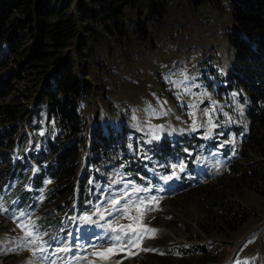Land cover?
<instances>
[{"label": "trees", "instance_id": "obj_1", "mask_svg": "<svg viewBox=\"0 0 264 264\" xmlns=\"http://www.w3.org/2000/svg\"><path fill=\"white\" fill-rule=\"evenodd\" d=\"M186 1L194 3L202 12L205 10L206 0ZM170 2L0 0V189L14 177H21L3 198L4 212L8 213L12 208L15 211L34 209L32 194L37 195L42 185L49 181L45 203L51 202L54 206L42 212L45 217L38 222L46 235L52 215H58L59 208L66 210L70 206L75 198V189L80 209L92 204L97 196L89 178L93 174L104 179V172L93 168L99 165L100 160L123 162L126 171L138 182L157 181L155 175H149L142 159L133 158L129 147L133 139L127 126L117 127L97 121L90 126L91 119L81 114L83 107L80 105L93 88L87 77L90 59L95 54L94 47L100 46V35L112 34L119 41L127 40L131 33L146 36L149 21L163 19ZM224 9L236 25L228 35L234 47L236 64L232 73L219 77L218 89L231 90L233 81L243 87L247 96L237 100L250 103L247 116L251 121V133L248 132L243 151L248 150L264 158V0H227ZM132 14L137 17L143 15V19H131ZM35 90H39L38 93ZM7 98L10 100L5 101ZM29 99L35 104L31 113L24 105ZM25 125L33 138L28 152H25V147L29 132L24 130ZM15 138L18 156L12 162L11 148ZM185 139L178 137L180 146L174 148V154L190 162L192 156L186 150L193 149L203 140L198 138L192 142L191 138ZM150 146V152L162 158L175 144L171 146V138L164 137L153 141ZM85 151L89 152L80 172ZM32 165L38 167L39 173L34 176L30 175V170L23 173L24 168L29 169ZM236 166L238 170L243 168L241 173L233 179L228 178L227 182L235 180L249 186V181L254 180L264 184V171H258L250 162L242 167L239 164L233 167ZM26 182L32 186V192L24 189ZM217 185L218 182L208 188ZM225 186L234 190L230 185ZM211 191L204 196L203 202L204 210L208 212L217 209L222 200L219 190L212 188ZM193 192H199V189ZM14 195L19 199L17 205L12 202ZM239 208L242 207L231 204L222 214L214 213L225 227L224 234L245 221V210ZM59 217H55V221H59ZM212 231L213 235L222 234L216 228ZM175 250L179 251V248ZM181 250V255L175 254L177 257L148 252L135 264H203L208 260L203 257V251H207L203 245H196L191 252L183 247ZM186 254L189 255L187 258ZM210 259L218 258L214 254Z\"/></svg>", "mask_w": 264, "mask_h": 264}, {"label": "rangeland", "instance_id": "obj_2", "mask_svg": "<svg viewBox=\"0 0 264 264\" xmlns=\"http://www.w3.org/2000/svg\"><path fill=\"white\" fill-rule=\"evenodd\" d=\"M169 4L163 19L149 21L146 36L131 33L127 40L119 41L112 34L100 35V46L94 47L95 54L90 59V74L87 77L93 88L80 105L83 107L81 114L100 123L127 126L131 130L129 136L133 138L130 143L133 158L139 159L140 148L147 150L150 142L161 138H178L183 132H200L202 138H212L210 136L216 130L218 135L215 138H219L217 142L220 147L230 144L231 152L227 157L222 153L223 149L212 147L206 158L209 162L215 157H222L229 161L238 160L236 164L239 167L250 162L258 171H264V158L251 151H243L248 140L243 142L240 151L241 142L233 129L234 126H243L241 130H244L248 124L244 106L236 97L241 88L220 93L216 85L219 77L224 78L232 73L235 60L234 47L229 42L228 35L236 25L227 9H224L227 0H206L203 12L186 0H171ZM136 17L137 15H131V19ZM141 17L143 19V15ZM141 17L138 15L137 18ZM38 91L35 90V93ZM31 100L24 104L30 113L35 109L34 101ZM42 113L44 111L41 115ZM177 146H180L179 143L170 147V150L176 151L174 148ZM147 158L148 154L144 155V159ZM172 158L167 163L158 162V166H165L167 173L180 172L184 162L180 157ZM153 160L156 161V158ZM110 166L106 170L107 178L115 186L114 193L107 195L101 205L95 206L91 216L96 214L104 217L113 211L115 216L111 218V223L114 227L120 220L121 225L127 222L126 213L115 214L121 207L133 212L127 216V220L135 221L140 226V229L133 228L143 237L136 239L145 244L143 250L147 248V252L152 255L177 257L175 251L170 249L184 244H205L207 251H203V257L208 260L203 264H227L228 259L231 260L230 264H236L237 261L240 264H264V184L251 180L248 186V183L240 181H226L240 174L243 168L238 170L236 166L231 173L224 175L227 167L220 175L224 176H217V179L202 176L198 181L199 188L178 193H171L174 182L166 179L169 183L161 181V185L153 193L150 186L144 189L139 186L141 184L131 180L128 174L122 175V165ZM217 182V186L208 188ZM95 183L98 184V181ZM225 185L232 186L234 190ZM212 188L220 191L219 197L222 200L217 209L208 212L204 210L203 202L204 196L209 195ZM198 189L199 192H193ZM113 200L119 203L113 206ZM231 204H238L242 207L239 210L246 211H243L245 221L224 234L225 227L214 213L222 214ZM134 217L140 219L134 220ZM89 222L90 220L84 223ZM95 225L98 223L93 226ZM213 228L220 230L222 234L213 235ZM20 229L21 231L13 226L11 229V224L1 221L0 216V236L5 234L20 238L24 232ZM144 229H155V232H146ZM65 242L68 244L65 248L70 250L58 252L68 260L63 264H88L89 258L90 264H115L110 256L112 253L107 252L109 248L102 240L98 239L96 245H99L106 258H80L71 235ZM139 248L136 246L134 252L139 251ZM167 249L169 250L165 252ZM36 250L35 247L24 253L4 257L0 248V264H45L44 258L33 256L34 252H39ZM214 254L218 259L213 261L210 258ZM108 257L112 260H106ZM135 260L138 261L132 259L124 264H133Z\"/></svg>", "mask_w": 264, "mask_h": 264}, {"label": "snow or ice", "instance_id": "obj_3", "mask_svg": "<svg viewBox=\"0 0 264 264\" xmlns=\"http://www.w3.org/2000/svg\"><path fill=\"white\" fill-rule=\"evenodd\" d=\"M157 138H158V137H157ZM173 175H175V172L173 173ZM136 191H140V189H136ZM118 203H119V201H117V200H113V201H112L113 206H115V205L118 204ZM141 203H143V202H141ZM21 215L23 216L24 214L21 213ZM82 219L90 220L91 217H82ZM133 219H134V220H139L140 217H134ZM21 226L24 227V228H26V229L28 228L27 225H21ZM109 227H111V225H109ZM125 228L128 229V232L131 233L132 236H133V238L129 241V245L134 246L137 237H139V238H141V239L143 238V237L140 236V234L136 231V229L133 228V225H132V224H129V225H121V226H120L121 231H123ZM144 231H146V232H153V233H154V232H155V229H144ZM127 234H128V233H126V235H127ZM25 236H26V237H32V236H33V231H32V230H26V231H25ZM38 239H39V237L37 236L36 239H29V240L27 241V243H29V244H36V242H37ZM115 239H116V241H120V240H121V236L118 235V236L115 237ZM69 250H70V249H68V248H62V249H56L55 251H57V252H59V251L67 252V251H69ZM36 251H39V252L42 254V259H43V258H44L43 253L46 251V249L43 248V247H40V248H38ZM107 252H108V253H112V252H113V249H112V248H109V249H107ZM33 254L35 255V252H34ZM94 255H97V256H105V253L97 252V253H94ZM105 258H106V256H105ZM29 264H31V262H29ZM49 264H55V261L49 260ZM236 264H240V262L237 261Z\"/></svg>", "mask_w": 264, "mask_h": 264}, {"label": "bare ground", "instance_id": "obj_4", "mask_svg": "<svg viewBox=\"0 0 264 264\" xmlns=\"http://www.w3.org/2000/svg\"><path fill=\"white\" fill-rule=\"evenodd\" d=\"M238 98V97H237ZM243 105L244 104H246V102L245 103H242ZM248 117V116H247ZM248 120H249V126H250V124H251V121H250V119H249V117H248ZM250 133V132H249Z\"/></svg>", "mask_w": 264, "mask_h": 264}]
</instances>
